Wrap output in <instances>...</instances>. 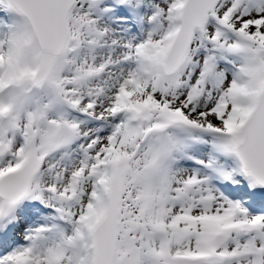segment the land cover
Instances as JSON below:
<instances>
[{
	"label": "snow or ice",
	"instance_id": "6c2138e0",
	"mask_svg": "<svg viewBox=\"0 0 264 264\" xmlns=\"http://www.w3.org/2000/svg\"><path fill=\"white\" fill-rule=\"evenodd\" d=\"M0 264H264V0H0Z\"/></svg>",
	"mask_w": 264,
	"mask_h": 264
}]
</instances>
